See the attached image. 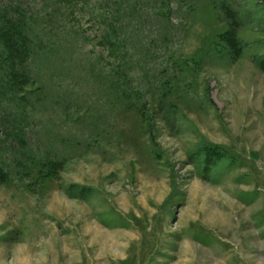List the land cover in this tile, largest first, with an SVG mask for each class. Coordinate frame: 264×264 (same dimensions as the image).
I'll return each instance as SVG.
<instances>
[{"label": "rangeland", "instance_id": "rangeland-1", "mask_svg": "<svg viewBox=\"0 0 264 264\" xmlns=\"http://www.w3.org/2000/svg\"><path fill=\"white\" fill-rule=\"evenodd\" d=\"M23 3L0 264H264V0Z\"/></svg>", "mask_w": 264, "mask_h": 264}, {"label": "trees", "instance_id": "trees-1", "mask_svg": "<svg viewBox=\"0 0 264 264\" xmlns=\"http://www.w3.org/2000/svg\"><path fill=\"white\" fill-rule=\"evenodd\" d=\"M23 4V0L0 2V85L12 93L31 81L30 64L37 51L28 16L33 13L22 11Z\"/></svg>", "mask_w": 264, "mask_h": 264}, {"label": "bare ground", "instance_id": "bare-ground-1", "mask_svg": "<svg viewBox=\"0 0 264 264\" xmlns=\"http://www.w3.org/2000/svg\"><path fill=\"white\" fill-rule=\"evenodd\" d=\"M215 220H217V219H214V221H215ZM209 262H212V261H211V260H207V259H205V260H203V261H200L199 264H211V263H209ZM215 264H224V263H220V261H216Z\"/></svg>", "mask_w": 264, "mask_h": 264}]
</instances>
